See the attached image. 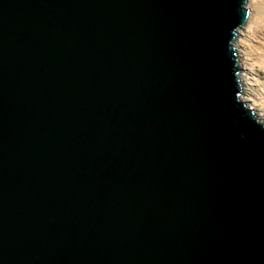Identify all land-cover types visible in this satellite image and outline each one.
Returning a JSON list of instances; mask_svg holds the SVG:
<instances>
[{"label":"water","instance_id":"95a60500","mask_svg":"<svg viewBox=\"0 0 264 264\" xmlns=\"http://www.w3.org/2000/svg\"><path fill=\"white\" fill-rule=\"evenodd\" d=\"M246 0H0V264H264Z\"/></svg>","mask_w":264,"mask_h":264},{"label":"bare ground","instance_id":"6f19581e","mask_svg":"<svg viewBox=\"0 0 264 264\" xmlns=\"http://www.w3.org/2000/svg\"><path fill=\"white\" fill-rule=\"evenodd\" d=\"M249 8L233 45L239 68V99L264 122V0H246Z\"/></svg>","mask_w":264,"mask_h":264}]
</instances>
